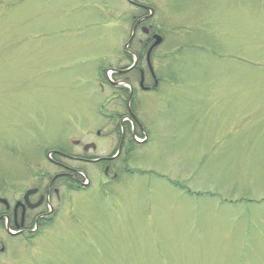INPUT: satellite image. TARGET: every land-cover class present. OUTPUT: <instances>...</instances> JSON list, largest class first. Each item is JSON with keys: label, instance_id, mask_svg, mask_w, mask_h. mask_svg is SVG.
Returning a JSON list of instances; mask_svg holds the SVG:
<instances>
[{"label": "rangeland", "instance_id": "1", "mask_svg": "<svg viewBox=\"0 0 264 264\" xmlns=\"http://www.w3.org/2000/svg\"><path fill=\"white\" fill-rule=\"evenodd\" d=\"M138 1L163 37L159 87L135 109L148 142L108 177L69 163L89 185L64 191L49 225L12 242L3 264H264V0ZM141 13L127 0H0L8 199L58 172L47 151L115 147L95 131L126 113L110 69L132 64L125 46Z\"/></svg>", "mask_w": 264, "mask_h": 264}, {"label": "flooded vegetation", "instance_id": "2", "mask_svg": "<svg viewBox=\"0 0 264 264\" xmlns=\"http://www.w3.org/2000/svg\"><path fill=\"white\" fill-rule=\"evenodd\" d=\"M127 1L132 7L142 12L139 16H133L132 32L135 31L136 34L137 31H140L144 35V39L137 40L134 34L130 44L136 43L139 48L134 51L125 50L127 56L133 58L132 64L112 68L114 75H119L120 78L116 83L111 81L110 84H113L115 90L121 92L117 93L115 98L124 102L126 113L105 115L108 122L102 124L95 131L97 139L104 140L108 145H111L114 139L117 143L107 156H87V152L97 150L96 144L91 142L79 145V141L73 139L72 143L82 146L83 154H73L63 149L47 151V155H52L49 162L58 169V172L53 176L39 175L35 184L27 188L20 198L8 199L3 191L4 188L7 189L6 185L11 190L10 184L3 182L4 185L2 181L0 182V264L7 263L12 242L29 240L38 235L44 226L49 225L57 212L54 203L60 200L64 191H78L85 189L84 185H89L88 177L69 163L92 164L97 167L99 176L103 174L108 177L114 171L116 162L120 161L122 166L120 168L126 169L127 158L135 146L148 142V134L138 119L135 109L140 93L156 91L159 87L160 78L158 79L152 67V56L158 46L154 48L152 46L155 42V35H159L162 42L163 37L156 29L157 26L152 24L155 17L153 7L138 0ZM150 9H152V13ZM144 61L147 70L142 67ZM135 79L138 86L135 84ZM137 131L141 132V135L143 134V141L137 140ZM93 133V130H87L88 135ZM116 178L117 173L115 172L111 179ZM83 180H87L88 183L84 184ZM28 190H35V193L31 194L26 201L24 196Z\"/></svg>", "mask_w": 264, "mask_h": 264}, {"label": "water", "instance_id": "3", "mask_svg": "<svg viewBox=\"0 0 264 264\" xmlns=\"http://www.w3.org/2000/svg\"><path fill=\"white\" fill-rule=\"evenodd\" d=\"M129 1H131V0H129ZM150 11H151V13L153 12L152 9H150ZM134 34H135V31L132 32L131 38H130V40L128 41V43L126 44V46H125V49H126V50L128 49V46L130 45V43H131V41H132V39H133V37H134ZM154 39H155V42H154L152 48L157 47V46L160 45V43L162 42V38H161L159 35H155V36H154ZM113 71H114V70H113ZM84 186H85V185H84ZM33 193H35V190H28V191L26 192L25 196H24V199L27 201L28 198H29V196H30L31 194H33Z\"/></svg>", "mask_w": 264, "mask_h": 264}]
</instances>
